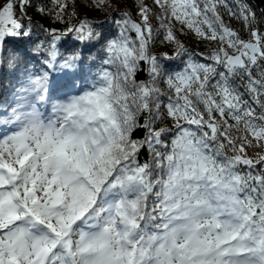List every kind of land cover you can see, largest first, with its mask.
Masks as SVG:
<instances>
[{"label": "snow or ice", "instance_id": "snow-or-ice-1", "mask_svg": "<svg viewBox=\"0 0 264 264\" xmlns=\"http://www.w3.org/2000/svg\"><path fill=\"white\" fill-rule=\"evenodd\" d=\"M0 264H264V10L0 0Z\"/></svg>", "mask_w": 264, "mask_h": 264}, {"label": "trees", "instance_id": "trees-1", "mask_svg": "<svg viewBox=\"0 0 264 264\" xmlns=\"http://www.w3.org/2000/svg\"><path fill=\"white\" fill-rule=\"evenodd\" d=\"M250 3L256 8L257 11L264 10V0H250ZM127 4H128L129 9H130L132 4H133V0H127ZM233 23L235 24V26L237 28L240 27L238 21H233ZM192 47L197 48V50H199L201 48L207 47V45L206 44H198V42H196V43L192 44Z\"/></svg>", "mask_w": 264, "mask_h": 264}]
</instances>
